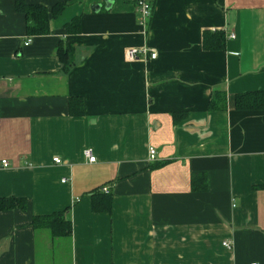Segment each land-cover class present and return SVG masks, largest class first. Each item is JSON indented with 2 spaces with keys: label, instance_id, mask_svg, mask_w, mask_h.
I'll return each instance as SVG.
<instances>
[{
  "label": "crops",
  "instance_id": "0c3cea01",
  "mask_svg": "<svg viewBox=\"0 0 264 264\" xmlns=\"http://www.w3.org/2000/svg\"><path fill=\"white\" fill-rule=\"evenodd\" d=\"M152 9L144 28L128 0H70L29 35L16 0H0V198L27 201L0 212V264H264V109L235 107L264 91V0ZM205 31L224 48H204ZM59 211L69 237L34 228Z\"/></svg>",
  "mask_w": 264,
  "mask_h": 264
},
{
  "label": "trees",
  "instance_id": "16d2710c",
  "mask_svg": "<svg viewBox=\"0 0 264 264\" xmlns=\"http://www.w3.org/2000/svg\"><path fill=\"white\" fill-rule=\"evenodd\" d=\"M70 0H65L61 3L53 5L49 10L47 7L38 4H29L27 0H16V8L21 13H25L27 19V27L29 35H39L50 33V21L61 15L65 10L68 2ZM67 33H79L81 30L80 26V16L74 17L67 24H65ZM204 36V48L206 49H222L225 44V36L221 31H205ZM57 55L59 56L65 72H69L71 66L70 56L68 55V50L64 43L61 42L57 48ZM82 103V100H81ZM219 101L214 100L210 104V108H218ZM235 107L239 110H257L264 109V91L256 92H242L238 94L235 99ZM82 110V107H81ZM202 177V176H201ZM203 178V177H202ZM204 179V178H203ZM197 188L194 187V190ZM101 189L97 192L101 193ZM97 193V194H98ZM107 194H104L106 196ZM107 198V199H106ZM105 200H110L111 197L107 195ZM16 208L25 210L27 208V201L23 198L18 197H1L0 198V212L8 210H16ZM107 208H110L107 205ZM34 228L39 229H49L53 237H69L72 232L71 220L66 215L65 211L54 212L52 214H44L41 216H36L33 219Z\"/></svg>",
  "mask_w": 264,
  "mask_h": 264
},
{
  "label": "built area",
  "instance_id": "2783aa9c",
  "mask_svg": "<svg viewBox=\"0 0 264 264\" xmlns=\"http://www.w3.org/2000/svg\"><path fill=\"white\" fill-rule=\"evenodd\" d=\"M128 1L131 2L135 6V9L139 13V22L138 23L142 27L146 28L148 25L147 23L153 14L152 0H128ZM229 36H231V38L236 37L232 33ZM30 42H31L30 39H28L26 41V45H28ZM126 53H127V59H129V60L137 59L139 56V50L135 49V48L128 49L126 51ZM156 56H157L156 52L151 54L152 59H155ZM148 153H149V160L154 161L156 159V155H157L155 148L150 147ZM84 155L90 163H94L96 161V156L92 153L91 149H86L84 152ZM54 162L55 163H61V158L60 157L54 158ZM2 164H3V166L7 167L9 165V162L7 160H3ZM63 181H65V180H63ZM101 190L103 192H108L109 188L107 186H104L101 188ZM223 245L228 249L231 248L230 242H224ZM252 264H258V263L253 262Z\"/></svg>",
  "mask_w": 264,
  "mask_h": 264
}]
</instances>
